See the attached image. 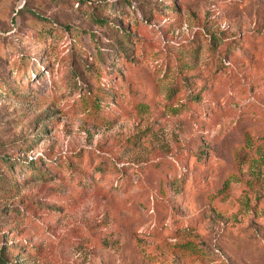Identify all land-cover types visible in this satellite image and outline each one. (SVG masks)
I'll return each mask as SVG.
<instances>
[{
	"label": "rangeland",
	"instance_id": "rangeland-1",
	"mask_svg": "<svg viewBox=\"0 0 264 264\" xmlns=\"http://www.w3.org/2000/svg\"><path fill=\"white\" fill-rule=\"evenodd\" d=\"M83 1L0 0L5 257L264 264V0Z\"/></svg>",
	"mask_w": 264,
	"mask_h": 264
},
{
	"label": "trees",
	"instance_id": "trees-1",
	"mask_svg": "<svg viewBox=\"0 0 264 264\" xmlns=\"http://www.w3.org/2000/svg\"><path fill=\"white\" fill-rule=\"evenodd\" d=\"M87 3H91L90 1L86 0ZM75 3L76 5H79V3H84L83 0H75ZM23 7V5L17 10L20 11L21 8ZM30 12L31 15L35 16L37 19L39 20H47L45 17H43L41 14L37 13L36 11L34 10H28ZM15 19V17H12ZM95 20H98L96 17H95ZM0 264H14L12 261H10L8 258L5 257V253H4V247L3 246H0Z\"/></svg>",
	"mask_w": 264,
	"mask_h": 264
}]
</instances>
